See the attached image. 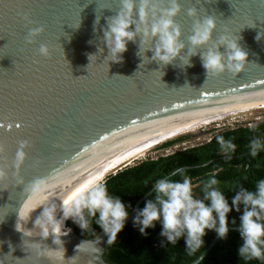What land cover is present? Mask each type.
Here are the masks:
<instances>
[{
  "label": "water",
  "instance_id": "obj_1",
  "mask_svg": "<svg viewBox=\"0 0 264 264\" xmlns=\"http://www.w3.org/2000/svg\"><path fill=\"white\" fill-rule=\"evenodd\" d=\"M180 2L183 7L176 20L182 24L185 41L194 20L206 15L217 21L214 41L222 34L242 37L240 43L249 56L241 73L226 70L207 76L200 54L190 58L191 66L179 58L164 65L152 61L149 50L145 53L149 60L145 57L142 63L137 55L139 38L128 43L122 61H111L103 30L107 17L118 13L120 0H0V125L4 126L0 144L5 146L0 167L7 172L0 179V264H129L116 251L127 239V225L137 210L155 194L138 208L153 187L135 202L115 242L107 244L108 235L95 219L86 231L70 220L65 228L71 232L62 237L64 250L51 236L43 241L38 230L32 237L16 230L18 211L30 195L27 185L42 178L53 197L55 189L90 158L132 133L220 108L264 106V0ZM193 6L198 17L188 15ZM22 14L35 23L28 24ZM41 25L45 31L36 42L26 43L28 30ZM43 43L50 47L47 57L37 51ZM219 50L227 52L224 45ZM186 52L187 48L182 50ZM23 140L29 142L27 158L17 170L13 162ZM40 211L33 213L27 228L33 227ZM218 237L216 233L198 256L180 264H203L223 239L204 257Z\"/></svg>",
  "mask_w": 264,
  "mask_h": 264
},
{
  "label": "clouds",
  "instance_id": "obj_2",
  "mask_svg": "<svg viewBox=\"0 0 264 264\" xmlns=\"http://www.w3.org/2000/svg\"><path fill=\"white\" fill-rule=\"evenodd\" d=\"M182 7L180 0H120L118 13L107 17V26L103 30V39L109 50L107 57H111V61H122V54L128 50V43H135L139 38L137 55L142 57V63L147 57L145 53L149 50L153 52L150 59L164 65L172 64L179 58L184 65L191 66L190 58L200 54L207 76L219 75L226 70L233 75L241 73L249 56V52L240 43L242 37L236 39L222 34L214 41L213 33L217 29V21L215 16L206 15L203 19L194 20L192 34L185 41L182 24L176 20ZM187 11L189 16L198 17V9L195 6ZM22 17L28 24L35 23L27 14H22ZM99 22L100 17H96L95 24ZM44 31L43 25L30 28L25 36L26 43H35L36 38ZM256 39L259 40V35ZM209 44L212 46L207 50L198 52ZM221 45L226 46V53L219 50ZM185 48L187 52L182 53ZM37 51L41 56L50 55L47 43L41 44ZM91 57L92 55L90 60ZM147 58L149 60V57ZM217 143L220 152L231 159L227 154L234 153L237 145L223 136L217 137ZM28 144L27 140L21 141L16 151L13 164L17 170L27 158L25 149ZM248 147L250 155L256 157L264 149V143L259 138L252 139ZM4 152L5 146L0 144V154ZM6 175V170L0 167V179ZM171 175H179L181 179H157L153 184L154 198L149 199L143 209L137 210L134 225L139 227L142 234L147 235L146 230L160 222L161 236L166 237L167 242L173 245L184 237L186 252L192 256L203 248L206 230H215L219 237L227 238L228 214L233 206L239 212L243 205L239 230L244 242L239 248V255L244 260L264 261V179L257 182L255 191L239 187L230 205L225 193L218 187L219 182L215 176L203 184V198H196L192 180L186 174L185 168L178 167ZM25 191L30 195L18 211L16 230L24 237H32L33 230H38L37 236L43 241L51 236L53 242L63 249L62 237L71 232L70 228H65L66 220L72 219L86 231L90 227L91 219H95L96 225L108 235L107 244H112L125 227L129 216V206L118 196H111L104 183H97L70 198L60 197L59 204L48 194L50 186L42 178L31 181ZM41 208L42 211L33 221V227L27 228L33 213ZM20 221L24 223L21 224Z\"/></svg>",
  "mask_w": 264,
  "mask_h": 264
},
{
  "label": "trees",
  "instance_id": "obj_3",
  "mask_svg": "<svg viewBox=\"0 0 264 264\" xmlns=\"http://www.w3.org/2000/svg\"><path fill=\"white\" fill-rule=\"evenodd\" d=\"M253 129L255 130L253 131ZM218 136H223L226 140H231L237 145L234 153L227 154L231 156V159L226 158V155L220 152V146L217 143ZM256 138L264 143V118L254 120L248 125L235 123L233 126H221L201 143L177 149L164 155H157L154 158L140 159L132 165H125L105 175L102 181L98 183L105 185L110 183L107 187L109 194L114 197L118 196L129 206L128 212H130L135 202L153 187L157 179L164 177L178 167L188 169L204 166L186 170V174L192 180L194 196L203 198V184L215 176L219 182L218 187L225 193L231 205L239 187L243 186L248 190L255 191L257 182L264 179V149L256 157H252L248 147L250 141ZM170 141L171 139L165 140L160 145L166 146ZM170 176L172 175L166 178ZM172 179L180 180L181 177L177 175ZM153 192L154 189L139 203L138 208ZM154 195L149 199H153ZM145 206L146 203L143 208ZM242 214L243 205H241L239 212L233 206L232 211L228 214V221L229 225L238 229L229 228V230L240 231L239 225ZM70 220L72 219L66 220L65 223L67 224ZM236 231H230L227 238H223L219 242L203 264H264L262 260H244L240 257L239 248L244 241L241 234ZM146 232L147 235L142 234L139 227L134 225V220L127 225V239L116 251L117 257L122 262L129 264L186 263L198 256L217 233L215 230H206L203 248L196 254L189 256L185 249V238L181 237L176 244H170L166 237L161 236L162 224L160 222H156L155 227H149ZM219 238L204 257L211 251Z\"/></svg>",
  "mask_w": 264,
  "mask_h": 264
},
{
  "label": "bare ground",
  "instance_id": "obj_4",
  "mask_svg": "<svg viewBox=\"0 0 264 264\" xmlns=\"http://www.w3.org/2000/svg\"><path fill=\"white\" fill-rule=\"evenodd\" d=\"M255 107L257 106L220 108L132 133L90 158L55 189L52 198L59 204L60 197L70 198L80 191L93 186L105 173L127 163L149 146L163 139L190 131L214 119L254 109Z\"/></svg>",
  "mask_w": 264,
  "mask_h": 264
},
{
  "label": "rangeland",
  "instance_id": "obj_5",
  "mask_svg": "<svg viewBox=\"0 0 264 264\" xmlns=\"http://www.w3.org/2000/svg\"><path fill=\"white\" fill-rule=\"evenodd\" d=\"M264 118V106H257L254 109L245 110L243 112L226 115L218 119H214L213 121L198 126L190 131L180 133L175 135L174 137H169L159 141L156 144H153L146 148L144 151L139 153L135 158H131L127 163L118 166L117 168L108 171L105 175L114 172L118 168H122L125 165H132L135 162L139 161L140 159L151 157L154 158L157 155H164L170 153L177 149H182L187 146H192L198 143H201L207 140L210 135L221 126L229 125L233 126V124L238 123H246V125L250 124L254 120ZM171 139L170 143L166 146H161L160 144L165 141ZM153 146V147H152ZM141 155V156H140ZM103 175V177L105 176ZM103 177L100 180H97L95 184L102 181Z\"/></svg>",
  "mask_w": 264,
  "mask_h": 264
},
{
  "label": "snow or ice",
  "instance_id": "obj_6",
  "mask_svg": "<svg viewBox=\"0 0 264 264\" xmlns=\"http://www.w3.org/2000/svg\"><path fill=\"white\" fill-rule=\"evenodd\" d=\"M2 127H4V126H3V125H0V128H2ZM8 127H17V128H18L19 125H11V124H10V125H8Z\"/></svg>",
  "mask_w": 264,
  "mask_h": 264
}]
</instances>
